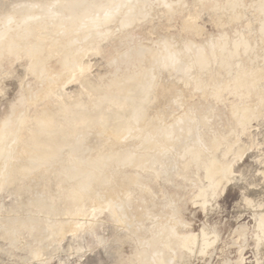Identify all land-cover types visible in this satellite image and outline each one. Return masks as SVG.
<instances>
[{"label":"rangeland","instance_id":"obj_1","mask_svg":"<svg viewBox=\"0 0 264 264\" xmlns=\"http://www.w3.org/2000/svg\"><path fill=\"white\" fill-rule=\"evenodd\" d=\"M67 4L76 5L75 14L65 8ZM102 8L108 14L114 10L98 26L88 27L87 17L100 16L104 13ZM70 15L76 19L77 27L65 34L63 26L74 25ZM86 25L91 31H87ZM0 33V121L13 107L18 113L23 112L25 119L19 133L22 135L28 129L38 128L30 123L31 118L56 115L55 109L58 114L62 112L60 118L53 116L60 121L58 126L53 123L56 130L52 126L51 131H55L46 129L52 135L44 133L40 138L44 141L37 140L30 145L32 150H24L23 154L33 156L34 145L39 149L45 145L53 147L50 139L58 136H53L56 131L61 137L58 130H63L65 139H53L54 145L59 147L57 142H67L68 137V142L73 139L72 144L64 142L62 146L70 147L82 137L81 129L87 126L84 130L88 131L85 141L88 150L84 153L87 158L103 157L102 153L106 155L112 148L118 151V147L120 151L131 147L130 150L144 155L138 157L142 165L137 159V164L135 160L114 161L109 165L113 170L108 165L107 170L105 166L102 169L106 174L101 173L103 176L113 177L106 182L109 186L105 182L104 185L114 187L110 189L115 196L123 192L115 193L120 189L118 186L126 185L122 194L130 201L128 214L132 218L126 224L111 215V207L92 187L91 191H82L80 197H71L72 182L78 175L75 174V179L66 175L72 179L68 180L63 173L68 174L66 165L71 162L72 150L62 152L60 158L65 165L57 162L61 169L52 160V154L51 161L50 155H46L50 163L43 165L48 166V171L46 166L36 164L42 165L44 159L29 166L26 156L30 155L21 154L17 160L20 168L16 162L17 171L14 172V167L12 174L9 172L8 183L0 182V264H264V0H0ZM169 54L174 57L160 60ZM150 69L154 87L141 101L151 113L145 126L148 131L139 134L142 122H135L126 114L122 116L130 121L132 134L124 135L99 124L90 128L84 119L79 123L82 117L89 120L90 110L127 112L126 105L137 101V97L116 98L112 94L116 85L111 86L110 80L123 79L125 75L140 76ZM238 72L251 83L240 81ZM105 89H109L108 93ZM163 90L167 95L159 94ZM105 94L113 95L115 101ZM65 103L67 107L74 105L77 111L83 110L77 113L74 109L77 114L89 109L88 115L80 116L79 120L76 114L72 115V108L70 116V110L62 108ZM76 104L80 106L76 108ZM72 119L84 125L75 126ZM62 121L66 124L62 125ZM67 122L75 127L71 128ZM74 132L80 133L78 139ZM12 145L18 147L19 141ZM163 147L166 151L160 152ZM115 151L108 154L117 158L121 153L116 155ZM152 154L158 156L160 168L149 165ZM81 156L77 158L83 163ZM22 160L28 169L34 166L37 169L26 170ZM208 161L222 169L208 176ZM49 165L51 169L56 166L52 169L56 174ZM21 166L26 171L21 172ZM89 172L81 174L86 178ZM83 175L79 178H84ZM129 175L139 177L140 183L129 184ZM35 190L47 196V204L34 203ZM141 212L140 220L136 221L133 215ZM159 221L174 231H166L169 238L159 241L158 249L154 250L153 236L161 224ZM42 225L46 228L44 232ZM148 225L150 234L145 230Z\"/></svg>","mask_w":264,"mask_h":264},{"label":"bare ground","instance_id":"obj_2","mask_svg":"<svg viewBox=\"0 0 264 264\" xmlns=\"http://www.w3.org/2000/svg\"><path fill=\"white\" fill-rule=\"evenodd\" d=\"M118 3V2H117ZM116 2H115V5L117 4ZM114 4V3H113ZM113 4L111 5V6H113ZM106 6V8H107V6L108 5H105ZM75 7H76V5L75 4H67V6L65 7L71 14H75V12H74V9H75ZM117 6H115V7H113L114 9L116 8ZM105 8V9H106ZM62 9V8H61ZM60 9V10H61ZM103 10L101 11V12H103L105 9L104 8H102ZM108 9V8H107ZM106 9V10H107ZM109 9H110V7H109ZM113 9V10H114ZM113 10L110 12V10H109V12L112 14L113 13ZM93 11V10H92ZM108 11H104V13L103 14H105V13H107ZM56 13V12H55ZM110 13L108 14H106V15H103L102 13H101V15H103V17L100 15V16H96V17H94L93 15H90L89 17H87V20H86V24H88V27H90L89 25H93L94 27L95 26H98L99 24H100V22L101 21H103V20H105V19H107L108 17H109V15H110ZM127 13V12H126ZM83 14H84V12H83ZM91 14V13H90ZM258 14V13H257ZM86 13H85V17H86ZM89 15V14H88ZM67 16H69V15H67ZM71 17H73V15H70ZM83 16V17H84ZM101 18V19H100ZM71 19V18H70ZM73 19V23H74V21L76 20L74 17L72 18ZM75 19V20H74ZM80 19H83V18H80ZM126 19V18H125ZM69 20V19H68ZM84 20V19H83ZM78 21V20H77ZM123 21H125V20H123ZM51 22V21H50ZM66 21H64V23H65ZM79 22V21H78ZM127 22V21H126ZM126 22H123V23H126ZM68 23H71L70 21L69 22H67L66 23V25L68 24ZM49 25H50V23H48ZM77 23H74V25L72 24V25H69L68 27H66L65 28V26H63V28H62V30L65 32V34L67 33V34H70V33H68V32H71L73 29H75V27H77V25H76ZM48 25V26H49ZM51 26V25H50ZM72 26H74V27H72ZM253 26V25H252ZM86 27H87V25H86ZM88 27H87V31H91V29L89 28L88 29ZM59 28H61V27H59ZM65 28V29H64ZM84 28L85 27H83V30H84ZM82 29V28H81ZM80 29V30H81ZM86 29V28H85ZM92 29H94V28H92ZM61 30V31H62ZM82 30V31H83ZM242 30V29H241ZM81 31V32H82ZM85 31V30H84ZM2 33V32H1ZM1 33H0V36H1ZM4 33V32H3ZM2 36H4V35H2ZM249 36V35H248ZM0 38H2V37H0ZM217 39V38H216ZM162 42V41H161ZM167 42V41H166ZM170 42V41H169ZM163 43H165V42H163ZM210 43V42H209ZM170 44V43H169ZM192 44V43H191ZM207 44V43H206ZM160 45H161V43H160ZM194 45V44H193ZM172 46H173V44H172ZM182 46V45H181ZM186 46H187V43H186ZM188 46H190V44L188 45ZM187 46V49H189L190 47H188ZM195 46V45H194ZM199 46V45H198ZM144 47V46H143ZM160 47H162V46H160ZM164 47H165V45H164ZM163 47V48H164ZM174 47V46H173ZM184 47V46H183ZM200 47H202V46H200ZM172 48V47H171ZM170 48V49H171ZM193 48V47H192ZM169 49V48H168ZM174 49V48H173ZM175 49H177L176 47H175ZM185 49H186V47L184 48V51H185ZM187 49H186V51L185 52H187ZM181 50V47H180V49H179V51ZM190 50H191V48H190ZM193 50V49H192ZM205 50V49H204ZM158 51V50H157ZM156 51V52H157ZM177 51V50H176ZM175 51V52H176ZM195 51V50H194ZM64 53H67L66 51H64ZM63 53V54H64ZM163 53H164V51H163ZM181 53H182V51H181ZM181 53H179V54H181ZM184 53V52H183ZM157 54V53H156ZM178 54V55H179ZM185 54V53H184ZM183 54V55H184ZM187 55L189 54V52L188 53H186ZM192 54V53H191ZM193 54H194V52H193ZM158 55V54H157ZM175 55H176V53H175ZM64 56V55H63ZM123 56H124V54H123ZM173 55H171V54H169V56H164L163 58H160V60H162V59H164V60H166V59H171V58H173L172 57ZM177 56V55H176ZM180 56V55H179ZM182 56V55H181ZM181 56H180V58H181ZM189 56V55H188ZM67 57V56H66ZM65 56H64V58H66ZM166 57V58H165ZM168 57V58H167ZM194 57V56H193ZM138 58V57H137ZM184 58V57H183ZM253 58H254V56H253ZM155 59H158V57L156 56V58ZM154 59V60H155ZM182 59V58H181ZM38 60H40V59H36V61L38 62ZM187 60V59H186ZM189 60H192V59H189ZM249 60V59H248ZM182 61H184V60H182ZM204 61V60H203ZM250 61V60H249ZM40 62V61H39ZM130 62V61H129ZM179 62H180V60H179ZM196 62V61H195ZM221 62H222V60H221ZM200 63H201V61H200ZM205 63V62H204ZM179 64V63H178ZM185 64V63H184ZM118 65V64H117ZM181 65V64H180ZM189 65V64H188ZM196 65V64H195ZM241 65H242V63H241ZM112 66V65H111ZM159 66V65H158ZM177 66V65H176ZM175 66V67H176ZM197 66V65H196ZM181 67H183V66H181ZM198 67V66H197ZM150 68H153V67H150ZM160 68V67H159ZM178 68V67H177ZM176 68V69H177ZM161 69V68H160ZM171 69V68H170ZM194 69H196L197 70V68H194ZM225 70V69H224ZM227 70V69H226ZM261 70V69H260ZM263 71H264V69H262ZM112 71H113V69H112ZM152 69H150L149 71H145L144 73H142L140 76H136V77H129V76H126L125 75V77L123 78V79H117V78H114V79H112V80H110V83H112V85L111 86H114L113 84H115L116 85V89H115V92H116V94H114L115 92H111L113 95H116L117 97L116 98H121V97H124V98H131L132 99V97H137V101H131L130 103H128L127 105H126V110H127V112L125 111V110H120V111H117V112H105V111H101V112H96L95 113V111L93 112L92 110H90L89 111V109H87L88 111H89V114H90V117H89V120H88V118H85V117H82L81 118V121L79 122L78 120H77V118H75L76 117V115L78 116V119L80 120V116H87L88 115V111L86 110V107H85V110L87 111H84V112H86V113H84V114H82L81 115V113L83 112V110H82V112H81V110H76L75 108H73L74 107V105H69V107H67V105H66V103L65 104H62V105H66V107H63L62 106V108H63V110L64 111H69L70 110V113H68L69 115L70 114H72V108H73V114L72 115H74V114H76L75 115V119L77 120V122H79V123H81L82 121H83V119L84 120H88L87 122L86 121H84L85 123H87L88 124V126L90 125V128H92L91 126H93V127H95V124H99L102 128H109L111 131H120L122 134H132V131H131V125H130V121H128L127 119H124V117L122 116V114L124 115V114H126V115H129L131 118H133V120L136 122V121H140V123L142 122V126L141 127H139V130H138V133L139 134H143V133H145L146 131H148L146 128H145V126L147 127V125L149 124V123H147L148 122V120H149V117H150V115H151V113L149 112V110H147V109H144V107H143V105H142V100L143 99H145L146 98V96L147 95H149V93H150V91H151V88L152 87H154L153 86V84H154V82H152ZM164 71H166V70H164ZM183 71V70H182ZM167 72H169V70L167 71ZM231 72H232V70H231ZM176 73V72H175ZM183 73V72H182ZM191 73V72H190ZM230 73V72H229ZM243 73V72H242ZM180 74V73H179ZM192 74V73H191ZM240 74H241V72H240ZM170 75V74H169ZM186 75V74H185ZM185 75H184V73H183V76L185 77ZM193 75V74H192ZM200 75V74H199ZM203 75V74H202ZM227 75V74H226ZM231 74H229V75H227V76H230ZM238 75H239V72H238ZM237 75V76H238ZM260 75H261V73H260ZM173 76V75H172ZM201 76V75H200ZM236 76V75H235ZM242 76V77H241ZM239 75V77H240V81H244L245 83H247L246 81V79H243V78H247V76L246 75ZM244 76V77H243ZM170 77V76H169ZM239 77H237L238 79H236L235 81L237 82V80H239ZM249 77V76H248ZM261 77H262V75H261ZM260 77V78H261ZM187 78V77H186ZM212 78V77H211ZM231 78V77H230ZM232 78H236V77H232ZM184 79V78H183ZM196 79V78H195ZM248 79V78H247ZM185 80V79H184ZM121 81H122V85H121ZM178 81V80H177ZM224 81V80H223ZM222 81V82H223ZM125 83V85H124V83ZM184 82V81H183ZM244 82H240V83H242V84H244ZM249 82V81H248ZM235 83V82H234ZM238 83V82H237ZM249 83H251V81L249 82ZM249 83H247V84H249ZM197 84V83H196ZM199 84V83H198ZM219 84V83H218ZM260 84V83H259ZM109 85V86H110ZM124 85V86H123ZM168 85V84H167ZM166 85V86H167ZM108 86V87H109ZM181 86V85H180ZM195 86V85H194ZM97 87V86H96ZM105 87V86H104ZM263 88V87H262ZM183 89V88H182ZM195 89V88H194ZM193 89V90H194ZM213 89V88H212ZM218 89V88H217ZM107 91V93H108V91H109V89H105V92ZM104 92V93H105ZM208 92V91H207ZM212 92V91H211ZM110 93V92H109ZM177 92L175 91V94H176ZM155 94H156V92H155ZM160 95H167V92H165L164 90L163 91H160V93H159ZM178 94V93H177ZM211 94V93H210ZM209 94V95H210ZM213 94V93H212ZM106 96H107V94H105ZM113 95L111 96V94H110V96H109V94H108V96H107V98H109V100H111V98L113 97ZM106 96H105V100L104 101H106ZM176 96V95H175ZM179 96L181 97V95L179 94ZM178 96V97H179ZM115 97V96H114ZM118 98V99H119ZM173 98V97H172ZM113 99V98H112ZM174 99H176L175 97L172 99V100H174ZM21 100H23V99H21ZM114 101H115V98L113 99ZM112 100V101H113ZM181 100V99H180ZM160 101V100H159ZM176 101H179L178 99L176 100ZM26 102V101H25ZM107 102V101H106ZM174 102V101H173ZM68 103V102H67ZM78 103H79V101H78ZM100 103V102H99ZM175 103V102H174ZM173 103V106L175 105ZM24 104V103H23ZM27 104V103H26ZM72 104V103H71ZM80 104V103H79ZM78 104V105H79ZM101 104V103H100ZM168 104V103H167ZM59 105V104H58ZM57 105V106H58ZM78 105L76 104L75 105V107L77 106L78 107ZM82 105V104H81ZM161 105V104H160ZM177 105V104H176ZM175 105V106H176ZM73 106V107H72ZM80 106V105H79ZM101 106H103V105H101ZM59 107H61V105L59 106ZM76 107V108H77ZM96 107L98 108V107H100V106H98V104L96 105ZM166 107V106H165ZM62 108H61V111H62ZM67 108H69L68 110H67ZM83 107H81V109H82ZM97 108L95 109V110H97ZM101 108V107H100ZM120 108H123V106H120ZM153 108H155V107H153ZM157 108V107H156ZM168 108L170 109V107L168 106ZM167 108V110H169ZM172 108V107H171ZM177 108V107H176ZM43 109V108H42ZM45 109V108H44ZM74 109L77 111V113L78 112H81V113H79V114H77L75 111H74ZM84 109V108H83ZM252 109V108H251ZM48 111H50L49 109H47ZM98 110H99V108H98ZM101 110V109H100ZM161 110V109H160ZM197 111V109H194V111ZM253 110H255V109H253ZM264 110V109H263ZM40 111H42V110H40ZM45 111V110H44ZM53 110H51V112H52ZM58 109L56 110L55 109V114L56 115H53V116H55L56 118H57V116L59 115V117L58 118H60V114H62V112L60 113V111H59V114H58ZM165 110H163V112H164ZM186 111V110H185ZM190 111V110H189ZM39 112V111H38ZM75 112V113H74ZM160 112V111H159ZM162 112V111H161ZM166 112V111H165ZM188 112V111H187ZM192 112V111H191ZM8 114L6 115V116H4V118L0 121V182H4V183H8V179H9V172L11 173L12 171L11 170H13L14 169V167L18 164V159H19V157H20V155L21 154H23V151L25 150H27V151H29L30 149L32 150V148H30V145H32V144H34V143H36V141L37 140H40V141H44V139H40V138H42L41 137V135H44V133H45V135L44 136H49L48 135V133L49 134H51L50 132H48L47 133V128L48 127H50V130L49 131H51V126L52 127H54V124L53 123H55V126L57 125L58 126V124H59V122L60 121H56L54 118H53V116H50L49 115V113L47 114V115H49V116H45V117H43V118H40L39 116H35V117H33V118H31L30 119V123L31 124H34V125H37L38 126V128H36L35 130H30V129H28L30 126L28 125L27 127L28 128H26V129H28V130H26V132L24 133V134H22V135H20L19 133H20V131L22 130V128H21V126H22V124L24 123V120L23 119H25L24 117H23V115H22V113L23 112H20V113H18L17 112V109L15 108V107H13V108H11V110H9V112H7ZM40 113H42V112H40ZM40 113H38V114H40ZM65 113V112H64ZM94 114V116H93V114ZM66 114V113H65ZM169 114V113H168ZM175 114V113H174ZM202 114V113H201ZM250 114V113H249ZM45 115H46V113H45ZM64 115V114H63ZM63 115L61 116V117H63ZM68 115V116H69ZM72 115H70V116H72ZM163 115V114H162ZM165 115V114H164ZM170 115V114H169ZM182 115V114H181ZM196 116H197V114H195ZM205 115V114H204ZM244 115V114H243ZM247 116H248V114H246ZM65 116V115H64ZM68 116H67V118H65V119H68ZM69 116V117H70ZM188 116H189V114H188ZM161 117V116H160ZM168 117V116H167ZM200 117V116H199ZM198 117V118H199ZM246 117V116H245ZM72 118V117H71ZM73 118V119H74ZM157 118V117H156ZM183 118H185L184 117V115H183ZM62 119V118H61ZM63 119H64V117H63ZM70 119V118H69ZM72 119V121H74V122H76L75 120H73ZM187 119V118H186ZM200 119H201V117H200ZM194 120V119H193ZM202 120H204V119H202ZM53 121H55V122H53ZM156 121V120H155ZM57 122V123H56ZM75 123L74 125L76 126V124H78V125H80L79 123ZM172 122H173V120H172ZM194 122H196V121H194ZM198 122H200V121H198ZM205 122V121H204ZM203 122V123H204ZM62 123V125L65 123V121H64V123H63V121L61 122ZM68 123V122H67ZM69 123L71 124H73V122H71V121H69ZM68 123V124H69ZM186 123H187V121H186ZM193 123V122H192ZM66 124V123H65ZM67 124V125H68ZM69 124V125H70ZM71 124V125H72ZM132 124V123H131ZM167 124V123H166ZM71 125H70V127H71ZM84 125V123H82L80 126L82 127ZM133 125V124H132ZM143 125H144V127H143ZM188 125V124H187ZM191 125V124H190ZM60 127H61V125H59ZM75 126H73V127H75ZM85 126H86V124H85ZM196 126H197V123H196ZM60 127H58L59 129H60ZM68 127V126H67ZM66 127V128H67ZM73 127H71V128H73ZM77 127H79V126H77ZM199 127V126H198ZM57 128V127H56ZM57 128V129H58ZM64 128V127H63ZM62 127H61V129H63ZM70 128V129H71ZM84 128V127H83ZM176 128V127H175ZM189 128V127H188ZM197 128V127H196ZM207 128V127H206ZM54 129H55V127H54ZM54 129H52V131L54 130ZM78 129H80V128H77V129H75L74 128V130H78ZM86 129H88L87 128V126L84 128V129H81V130H83V131H81L80 133H76V132H74V134H75V136H77V134H80V136H82V137H80L79 139H78V137L79 136H77L76 138L78 139L77 140V142H75L73 145H71L72 144V141H70V140H73V139H70L69 140V142H68V137H67V142L66 141H64V142H66L65 143V145L67 144V143H71L70 144V147H65V146H62V145H64V144H62V143H64L63 141H58L57 143H59V147L58 146H56V145H54V143H56L54 140L57 138H61L62 137V134H63V130H58V131H61V137H58L60 134L57 132H55V133H53L54 135L53 136H57V135H55V134H58V136L54 139L53 137H52V139H50L51 141L50 142H52V144H53V147L52 146H48L49 148L51 147L52 149L50 150V149H48V150H46L48 147L45 145V146H41V148L42 147H44V149L46 150H41V148L39 149V147H36L35 145H34V151H33V156H32V153L30 154V153H27L26 152V155H30V157H28V156H26L25 154H23L24 155V157L26 156V160H27V158H28V163L27 164H30L29 166H32V164H34L35 165V163L36 162H41L43 159V161H46V162H42V165L40 164H38V163H36L37 164V166H39V167H41V166H43V167H45L46 169H47V171H48V166L47 165H43V164H47V162H48V159H46V155H50V157L51 158H49V160L51 161V159H52V156H51V154L53 155V161L56 163V165H58L59 166V163H57L59 160H60V162L62 163V159L60 158L61 157V154H62V152L64 151V149H70V150H72V152H73V154L71 155V162H70V164H69V166L68 165H66L67 167H68V169H66L65 168V166H64V168L66 169V170H68V174H65V173H63L64 174V176L63 175H61V176H63V178L67 175V176H74V179L76 178V176H75V174H77L78 176V178L76 179V181L74 180L72 183H74V188L72 189V191H70L71 192V197L72 196H79L80 197V195L82 194V191H91L92 189H91V187L92 188H94L93 190L95 191V193L99 196V197H102L104 200V202L106 203V205L107 206H110L111 207V215L112 216H114L116 219H118V220H121V221H123V222H126V224H127V222H130V221H132V218H130L129 217V207H130V201H129V199L128 198H124L123 197V192L125 193V189H126V185L124 186V185H120V186H118V187H120V189H118L117 191L115 190V193L116 192H118L119 190H121V191H119L118 193H120V192H122L121 194H118V196H115V194L112 192V190L113 189H110V187L108 188V186L110 185V184H107L106 182H108L109 183V179H110V181L112 180L111 178H113V177H111V178H109L110 176H108L109 174H107V176H103V175H106V174H104L105 172H103V166H111V164L114 162V161H116V162H131V161H133V160H135V163H136V159H137V162H140V160H139V158L138 157H140V158H142L141 157V155L142 154H137L136 152H134L133 150H130V149H132L131 147L128 149V147L126 148H123L124 150H122V148H121V151L119 150L120 149V147H118V151H117V149H114V148H112L113 150H116L115 151V153H116V155H117V153L120 151V153H121V155L120 156H117V158H114V156H115V154H108V153H110L111 151V153H114L113 152V150H111L110 152H107L106 151V155H104L103 153H102V156L103 157H97V156H94L93 158H87L86 156H85V154H86V152H87V150H88V148L87 147H85V141H86V137H87V132L86 131H84V130H86ZM202 129V128H201ZM56 130V129H55ZM54 130V131H55ZM91 129H89V131H90ZM95 130H99V129H97V127H96V129ZM167 130V132L168 133H170V131H171V129H166ZM176 130V129H175ZM51 131V132H52ZM65 131V130H64ZM66 131H69V129L67 130L66 129ZM71 132H72V129L70 130ZM80 131V130H79ZM111 131H110V133H111ZM204 131H205V129H204ZM71 132H70V135H71ZM93 132V131H92ZM98 132V131H97ZM96 132V133H97ZM203 132V131H202ZM22 133V132H21ZM47 133V134H46ZM66 133H68L69 134V132H66ZM87 133V134H86ZM106 133V132H105ZM113 133V132H112ZM111 133V134H112ZM74 134H73V136H74ZM115 134V133H114ZM208 134V133H207ZM210 134V133H209ZM52 135V134H51ZM50 135V136H51ZM110 135V134H109ZM118 135V134H117ZM201 135V134H200ZM213 135V134H212ZM69 136V135H68ZM115 136V135H114ZM208 136H210V135H208ZM64 137V136H63ZM62 137V138H63ZM101 137V136H100ZM112 137V136H111ZM201 137V136H200ZM39 138V139H38ZM45 138V137H44ZM46 138H48V137H46ZM71 138H73V137H71ZM76 138L74 137V141H76ZM210 139V137H207V139ZM54 139V140H53ZM56 139V140H57ZM64 139H65V137H64ZM93 139H94V137H93ZM102 139V138H101ZM179 139V138H178ZM192 139V138H191ZM16 140H18L19 141V146L18 147H16L15 145H12V143L13 142H16ZM48 140H49V138H48ZM53 140V141H52ZM58 140H60V139H58ZM135 140V139H134ZM143 140H144V136H143ZM157 140V139H156ZM159 140V139H158ZM42 141V142H43ZM91 141H92V137H91ZM90 141V142H91ZM131 141V140H130ZM163 141V140H162ZM208 141H210V140H208ZM45 142H46V139H45ZM54 142V143H53ZM132 142V141H131ZM134 142H136L137 143V140L136 141H134ZM134 142H132V143H134ZM157 142V141H156ZM39 143V142H38ZM95 143V142H94ZM132 143H131V145H132ZM167 143V142H166ZM176 143V142H175ZM182 143V142H181ZM200 143V142H199ZM46 144V143H45ZM47 144H50L49 142H47ZM51 144V145H52ZM100 144V143H99ZM130 144V143H129ZM205 144V143H204ZM41 145V144H40ZM153 145V144H152ZM151 145V146H152ZM168 145H170V144H168ZM174 145V144H173ZM209 145H210V142H209ZM212 145V144H211ZM55 146V147H54ZM62 146V147H61ZM150 146V147H151ZM206 146V145H205ZM213 146V145H212ZM212 146H210V147H212ZM28 147H29V149H28ZM65 147V148H64ZM176 147V150L178 149L177 147L178 146H175ZM153 148V147H152ZM151 148V149H152ZM156 148V147H155ZM155 148H153V149H155ZM207 148V147H206ZM108 149H109V147H108ZM157 149V148H156ZM209 149V148H208ZM230 149V148H229ZM50 150V151H49ZM107 150V149H106ZM110 150V149H109ZM160 150V149H159ZM175 150V151H176ZM212 150V149H211ZM218 150V149H217ZM24 151V152H25ZM157 151V150H156ZM166 151V147H163V149L162 150H160V152H165ZM209 151V150H208ZM153 152V151H152ZM151 152V153H152ZM180 151H178V153H179ZM85 153V154H84ZM101 153V152H100ZM153 153H155V152H153ZM195 154H197L196 152H194ZM194 153H193V155H194ZM82 154V156H85L84 158H81L80 157V159H83V163L82 162H80L79 161V159L77 158V156H80ZM176 154H177V152H176ZM210 154V153H209ZM213 154V153H212ZM118 155H119V153H118ZM199 155V154H198ZM201 155H203V154H201ZM31 156L34 158V156H35V158L34 159H32L31 158ZM142 156H144V155H142ZM176 155H174V157H175ZM197 156V155H196ZM207 156L208 155H206V158H207ZM221 156H222V154H221ZM145 157H147V156H145ZM145 157H143V159H145ZM177 157V156H176ZM193 157V156H192ZM201 157V156H200ZM29 158H31L30 159V161H29ZM148 158V157H147ZM147 158H146V160H147ZM197 158V157H196ZM195 158V159H196ZM204 158H205V156H204ZM208 158H209V156H208ZM207 158V159H208ZM21 159H22V157H21ZM46 159V160H45ZM174 159V158H173ZM200 159H202V158H200ZM199 159V160H200ZM211 158H209V160H210ZM139 160V161H138ZM213 160H215V159H213ZM50 161L48 162V163H50ZM175 161V160H174ZM16 162H17V164H16ZM54 162L53 163H51L50 165H54ZM148 162H149V165L151 166V167H154V168H158L157 166H159V168L161 167V164H160V162H159V158H158V156L157 155H155V154H152V155H149V159H148ZM178 162V161H177ZM198 162V161H197ZM210 161H208V163H209ZM21 163H23V160L21 161ZM25 163V162H24ZM24 163H23V165H24ZM132 163V162H131ZM134 163V164H135ZM143 164V161L142 162H140V164ZM220 163V162H219ZM19 164H20V161H19ZM18 164V165H19ZM62 164H64L65 165V163H62ZM68 164V163H67ZM137 164V163H136ZM139 164V163H138ZM141 164V165H142ZM155 164L157 165V166H155ZM15 165V166H14ZM17 165V166H18ZM26 165V164H25ZM24 165V168H26L27 166H25ZM50 165H49V167H50ZM207 165V168H208V176H212L216 171H217V169H220L215 163H213V162H211V165H210V163L209 164H206ZM208 165H210L209 167H208ZM36 166V167H37ZM88 168V169H90V170H88L86 167ZM109 166V167H110ZM119 166V165H118ZM137 166H139V165H137ZM222 166V165H221ZM220 166V167H221ZM56 166H54V168H55ZM109 167H108V169H109ZM16 168L17 167H15V169H14V172H15V170H16ZM18 168H20V165L18 166ZM23 168V166H21V169ZM54 168H52V169H54ZM59 168L61 169V167L59 166ZM59 168H56L57 170V172L59 173V174H61L59 171H61V170H59L58 171V169ZM63 168V167H62ZM84 168H86V171H90L89 173H87L88 174V176L85 178L84 177V175L86 174V171L84 170ZM111 168V167H110ZM229 168V167H228ZM31 169H34V170H36L37 168H35V166L34 167H30V169H28V167H27V169L26 170H30V171H34V170H31ZM51 169V167H50V170L51 171H53ZM82 169H83V171H82ZM169 169V168H168ZM221 169H222V167H221ZM220 169V170H221ZM24 170L25 169H22V171L21 172H24ZM25 170V171H26ZM55 170V169H54ZM62 170H64V169H62ZM106 170H107V167H106ZM111 170H113V168H111ZM170 170V169H169ZM17 171V170H16ZM18 171H20V169L18 170ZM38 171V170H37ZM81 171V172H80ZM102 171V172H101ZM109 172H111L110 170H108ZM207 171V170H206ZM223 171V170H222ZM28 172V171H27ZM54 172V171H53ZM63 172V171H62ZM64 172H66L65 170H64ZM83 172H85V174L83 175V174H81V173H83ZM107 172V171H106ZM108 172V173H109ZM182 172V171H181ZM218 172V171H217ZM220 172V171H219ZM67 173V172H66ZM101 173H103V175L101 174ZM117 173H120L119 171L117 172ZM121 173H122V171H121ZM157 173V172H156ZM224 173V172H223ZM223 173H221V175L223 174ZM228 173V172H227ZM12 174V173H11ZM17 174V173H16ZM24 174H26V173H24ZM27 174H29V173H27ZM54 174H56L55 172H54ZM70 174H72V175H70ZM169 174V173H168ZM217 174V173H216ZM220 174V173H219ZM225 174V173H224ZM30 175H31V173H30ZM79 175H83V177L84 178H79V177H81V176H79ZM112 175H114V172L112 171ZM111 175V176H112ZM218 175V174H217ZM216 175V176H217ZM12 176V175H11ZM7 177H8V179H7ZM15 177V176H14ZM58 177V179H59V181H63L62 179L63 178H61V177H59V176H57ZM65 178H67V177H65ZM198 178V177H197ZM220 178V177H219ZM10 179H11V177H10ZM18 179V178H17ZM68 180H70L69 179V177L67 178ZM67 179H65V180H67ZM207 179V178H206ZM211 179V178H210ZM39 180V179H38ZM64 180V181H65ZM72 180V179H71ZM7 181V182H6ZM35 181L36 182H38L37 181V179H35ZM142 181V180H141ZM208 181V180H207ZM103 182V183H102ZM104 182L106 183V185H108L107 187H106V185H104ZM127 182L129 183V184H133V183H135V182H139L140 183V179H139V177H134V176H128L127 177ZM4 183H1V184H4ZM216 183V182H215ZM93 185H95V186H93ZM103 185V186H102ZM112 185V184H111ZM113 186V185H112ZM111 188H114V187H111ZM116 189V188H115ZM36 191V190H35ZM37 192V191H36ZM35 192V194H36V196H35V200L37 201V202H34V200L32 201V199H29L30 201L29 202H34V203H43V204H47V196L45 195H43L42 193H40V192H37L36 193ZM117 195V194H116ZM46 197V198H45ZM82 197V196H81ZM142 197V196H141ZM141 197L139 198V199H141ZM70 198V197H69ZM77 200V199H76ZM78 200H80V199H78ZM151 200V199H150ZM135 201V200H134ZM137 202V201H136ZM139 203V202H138ZM140 204V203H139ZM41 206H43V205H41ZM47 206V205H46ZM154 206V205H153ZM156 206V205H155ZM154 206V207H155ZM161 206V209L163 210V206L162 205H160ZM101 207V206H100ZM126 207H128V208H126ZM148 207V205L146 206V208ZM42 209V208H41ZM160 209V210H161ZM44 210V209H43ZM45 210H46V208H45ZM144 212H145V210H144ZM165 212V211H164ZM155 213V212H154ZM159 214H161L162 213V211L160 212H158ZM143 213L141 212V213H137V214H134L133 216H134V218H135V220L136 221H139L140 220V217H141V215H142ZM158 214V215H159ZM164 214H166V213H164ZM162 216H165V215H163V213L161 214ZM160 216V215H159ZM162 216L160 217V218H162ZM146 218H150V216L149 217H146ZM153 218V217H152ZM158 218V217H157ZM159 218V219H160ZM165 218H167V215L165 216ZM169 219V218H168ZM171 219V218H170ZM154 220V219H153ZM157 220V219H156ZM59 221H61V220H59ZM158 221V220H157ZM117 222V221H116ZM155 222V221H154ZM161 222V224H159L158 226H159V228L158 229H156L157 231H156V234L153 236V238H154V250H157L158 249V242L160 241H163V240H165V239H167V238H169L167 235H169V234H167V235H165V232L167 231H174L173 229H171L170 227H164V225H166L165 223H162V221H159V223ZM115 223V222H114ZM122 224V223H121ZM172 225V224H171ZM135 226V225H134ZM158 226H156V227H158ZM161 226V227H160ZM63 227V226H62ZM148 227H149V225L148 226H146V228H145V230H147V233H149V231H148ZM41 228H42V232H44V229H46L45 228V226L44 225H42L41 226ZM63 229V228H62ZM150 230H152V228L150 229ZM154 233V232H153ZM170 233V232H169ZM150 234V233H149ZM152 234V233H151ZM147 236H149L148 234H146ZM179 236V235H178ZM146 239V238H145ZM179 239V238H178ZM182 243V242H181ZM165 244V243H164ZM168 245V244H167ZM185 245V244H184ZM183 245V246H184ZM169 246V245H168ZM160 251L158 252V255L159 256H161L160 254ZM158 261H159V259H158ZM160 262V261H159ZM162 263V262H161Z\"/></svg>","mask_w":264,"mask_h":264}]
</instances>
